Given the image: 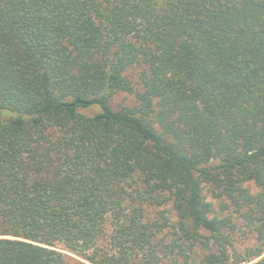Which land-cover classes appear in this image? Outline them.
<instances>
[{"label":"trees","instance_id":"trees-1","mask_svg":"<svg viewBox=\"0 0 264 264\" xmlns=\"http://www.w3.org/2000/svg\"><path fill=\"white\" fill-rule=\"evenodd\" d=\"M263 254L264 0H0V264Z\"/></svg>","mask_w":264,"mask_h":264},{"label":"rangeland","instance_id":"rangeland-1","mask_svg":"<svg viewBox=\"0 0 264 264\" xmlns=\"http://www.w3.org/2000/svg\"><path fill=\"white\" fill-rule=\"evenodd\" d=\"M138 73H139L138 68H133L129 72L125 73V75L131 80V82L135 85V87H136V82H137V78H138ZM133 103H134V96L127 94V93H124V92L115 93L109 102L110 107L113 109H118L122 106H130ZM98 111H99V108L94 106V107L89 108L87 110H82L81 113L83 115H86V116H91ZM246 244H250V242H246ZM262 257H263V263L262 264H264V254L262 255ZM255 261L248 263V264H253Z\"/></svg>","mask_w":264,"mask_h":264}]
</instances>
